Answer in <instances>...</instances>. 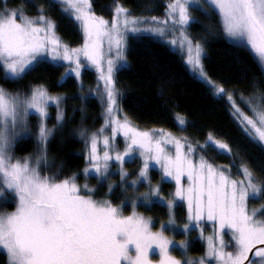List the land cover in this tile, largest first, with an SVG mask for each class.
<instances>
[{"label": "snow or ice", "instance_id": "1", "mask_svg": "<svg viewBox=\"0 0 264 264\" xmlns=\"http://www.w3.org/2000/svg\"><path fill=\"white\" fill-rule=\"evenodd\" d=\"M57 2L72 10V18L80 24L85 36L84 46L77 50L74 61L75 75L79 76L81 52L99 67L101 42L105 38L110 46L114 42L116 59L123 60L121 27L118 24L127 31L129 24L136 25L138 20H129L126 10L118 7L116 15L124 19L110 25L109 21L95 16L90 10L89 0ZM207 3L216 13L226 40L234 47L248 50L264 74V0H207ZM188 5L212 19L200 6L199 0H175L167 6L168 15L175 17L173 23L181 26L179 47L186 52L187 63L215 89L217 95L227 96L238 126L250 140L264 148V103L253 104L252 100H245L241 95V101L252 113L247 115L236 104L232 94L207 80L201 64L203 48L183 31L190 23H199L190 20ZM38 13L37 17L30 18L22 10L9 9L6 5L0 7V67L4 69L6 81L15 83L22 79L49 52L52 60H72L66 47L63 53L58 51L61 44L56 37L54 23L42 9H38ZM160 23L167 25L168 21ZM136 30L132 28V31ZM145 31L164 34L160 27ZM170 43L175 45L178 42L174 39ZM113 71L114 62L110 59L107 74L101 70L107 104L105 128H110L113 138L122 133L127 145L123 154L117 152L112 156L105 151L104 167L101 168L97 144L98 135L103 134L104 128L91 134L92 171L98 178H103L108 171V161L114 159L122 164L126 157L138 150L144 157L139 177L147 182L149 161L154 160L163 169L164 176L175 181L174 198L187 201L190 220H207L218 225L217 233L207 238L205 256L192 260L185 252V259L181 261L170 255L172 242L166 239L163 230L174 224L171 219L168 225H161L160 232H153L149 219L136 213L125 216L123 205L117 207L109 200L93 199L92 190L87 185L83 189L88 194H81V186L75 182L74 176L58 180L55 175L42 174V166L47 167V143L54 131L46 126V109L50 104L59 107L61 98L49 96L43 87L32 88L30 95L0 87V252L7 256L8 264H152L149 252L153 246L163 254L160 264H208L209 261L215 264H245V261L264 264V219H257L256 212L250 211L247 205L250 193L257 198L260 192L253 173L244 167V179H233L228 167L214 165L200 155L197 151L199 145L194 147L163 132L160 133L161 138L156 139L153 133L138 131L126 117L121 122L116 118L119 107ZM260 99L264 100V97ZM32 113L38 117L35 134L37 153L14 158L12 152L20 132H26L29 137L32 135L27 123V117ZM57 121L62 123V114L58 115ZM178 122L181 126L185 123L183 119ZM103 144L106 149L112 147L107 136ZM166 144L174 147V155L166 151ZM207 145L221 154H229L227 144L213 141L211 137ZM127 175L126 172L121 173L122 178ZM184 177H187V188L182 185ZM4 191L14 199L15 210L12 212L2 210L8 206ZM159 191L158 187L150 188L144 202L148 203L150 196L159 199ZM161 202L172 207L171 200ZM226 229L231 234L234 252L225 250L229 247L224 240ZM180 247L186 249L187 245Z\"/></svg>", "mask_w": 264, "mask_h": 264}, {"label": "trees", "instance_id": "2", "mask_svg": "<svg viewBox=\"0 0 264 264\" xmlns=\"http://www.w3.org/2000/svg\"><path fill=\"white\" fill-rule=\"evenodd\" d=\"M139 0H91L94 14L111 19L120 4L135 7ZM22 10L27 16L37 17L38 9L51 19L65 44L79 47L83 43V32L77 21L70 16L63 6L55 0H2L0 7ZM202 8L211 15L209 20L204 12L191 9L194 20L187 29L188 35L196 41L204 43L206 56L204 70L216 84L232 94L237 105L243 112H250L241 101L252 100L253 104L264 103V74L249 51L234 47L226 40L219 28L218 17L212 8L204 1ZM135 10H139L135 7ZM67 65L46 57L23 78L13 83L4 79V69L0 67V87L8 91L27 95L32 88L45 87L54 95H63L65 115L62 123L50 121L56 128V134L50 142V156L57 161L56 169L68 171L69 176L83 185L89 182L97 185L94 196L97 199L110 198L113 204L119 205L130 198L140 200L138 210L150 214L156 227L168 222L170 215L168 207L158 201H153L147 208L141 199V192L146 184L138 189L128 185L119 186L109 193L108 180L100 182L97 176L86 177L84 168L88 165L83 152V144L72 135L81 129H98L102 126V105L98 97L86 96L87 88L93 87L98 76L95 71L86 69L82 73L83 83L72 75L66 76ZM116 86L121 96V106L127 116L141 129L160 128L183 137L192 145H199L198 152L217 166H226L232 177H243L242 168L247 167L255 177V182L261 185V196L252 200V206L264 210V148L245 135L232 114L227 96L214 93L213 89L197 77L187 66L182 55L174 51L169 44L151 34L131 36L127 43V64L117 70ZM55 112V108H52ZM31 119H35L34 116ZM184 120V125L179 124ZM35 126V125H33ZM82 126V127H81ZM229 146L227 155L221 154L208 146L209 138ZM37 146L34 138L20 140L14 151L18 157H24L33 152ZM48 154V155H49ZM52 157V158H54ZM54 158V159H55ZM141 162L138 158L128 162L129 180L137 178ZM159 173L157 170H153ZM159 179V178H158ZM163 194L170 199L174 185L163 182ZM8 197V206L3 211L13 210L15 203ZM130 210V209H129ZM264 216V213H262ZM175 221L179 225L188 224L187 209L183 202L175 207ZM168 231V230H167ZM189 233V234H188ZM184 234V239H190L192 256L204 255L205 243L198 238V230L192 229ZM177 252V250H175ZM0 264H8L7 256L0 252Z\"/></svg>", "mask_w": 264, "mask_h": 264}, {"label": "rangeland", "instance_id": "3", "mask_svg": "<svg viewBox=\"0 0 264 264\" xmlns=\"http://www.w3.org/2000/svg\"><path fill=\"white\" fill-rule=\"evenodd\" d=\"M55 1H57V0H55ZM204 1H207V0H199L200 6H202ZM174 2H175V0H168V3L165 5V7H163V0H157V3H158L157 6H159V10L160 11H159V13L156 16L154 14H151V13L145 11V10L143 11L142 14H140V13L135 14L134 11H132L131 9H128L124 5L120 4L118 7L123 8V9L126 10V12L128 13V17L127 18L129 20H138L139 21V23L136 24V25L129 24L127 31H125L123 29L122 24H118V26L121 27L120 38L122 39L123 60L121 61V60H117L116 59V55H115L116 48H115L114 42L110 46L109 40L107 38H105L101 42V47H100L101 59H100L99 67L94 65L92 63V61L86 59L82 52L79 54V60H80V67L78 69L79 76L75 75V71L74 70H76V64H75L74 61L77 58V50L82 49L83 46H84V43H85L84 33H83L84 39H83L82 45L79 46V47L73 48V47H70V46H68L67 44H65L63 42V40L59 36V34H58L57 30H56V26H55V34H56V37L59 39L60 44H61V47L58 49V51L63 53L64 48L66 47L69 50V54L72 56V60H64V59L54 60L56 62L65 63L67 65V72H66L67 75L66 76L72 75V76L76 77L77 80L80 82V86H82V83H83L82 73H83L84 70L89 69V70L95 71V73L98 76L97 83L93 87L87 88L86 96L91 95V96L99 98V100L101 102V105H102L101 119H102V123L103 124L98 129H93L92 130V129H86L85 128V129H81V130H78V131H74L72 133L73 136L78 138V142L80 140L81 143L83 144V150L81 152H83L85 154L87 162H88V165L83 170V174L86 177L91 176V175L97 176V174L94 171H92V169L94 167V162L90 159V152H91L90 136H91V134L98 133L100 129L104 128L103 134L102 135H98V144H97V155L100 158V166H101V168L104 167L103 155H104L105 151H109V154L112 155V156H115L117 152L123 154V152L125 151L126 145H127V141H126V139H125V137L123 136L122 133H118L113 138L110 128H105V124H106L105 110H106L107 104H106V95H105L104 81L101 79V75H102L101 70L103 69V72L106 75L107 74V72H106L107 62L110 59L113 60V62H114L113 79H114L115 84H116V73H117V70L119 68H121L122 66L127 64V43H128L129 36H131L133 34H136V33L137 34L146 33V34H151V35H153L155 37H158L159 39L163 38V39H161V41L166 42L167 44H169L174 51L175 50L178 51L182 55L185 63L189 67V69L195 75H197L198 78H200L201 80H203L205 82V80L202 79L201 76L199 75L198 71L194 70L192 68V66H190L187 63V54H186L185 51L181 50L180 47H179V40L181 39V26L179 24H174L173 23V20L175 19V17H170L168 15L169 9L167 7L168 5H170V4L174 3ZM89 3H90V10L93 12L91 0H89ZM60 4L63 6L64 10L70 16L73 15L72 10L68 9V6L66 4H62V3H60ZM187 7H188V11H189L190 20H193L194 17L192 16L191 9L194 8V7H192L191 5H188ZM95 16L101 17V18L109 21L110 25L113 22H116L118 20L122 21L124 19L123 16L118 18L117 15H116V11L114 12V16L111 19L105 18V17L100 16V15H96V14H95ZM30 18H35V17H30ZM161 21H168V23H167V25H164V24L160 23ZM190 25H191V23L189 25H187L184 28V30H183L184 34L187 35L189 38H191V37L188 35L187 29H188V27ZM79 27L82 30V27L80 26V24H79ZM157 27H160V28L164 29V34L163 35H158L155 32L145 31L146 29H155ZM132 28H136L137 30L136 31H132ZM82 32H83V30H82ZM174 39L177 40V42H178L175 45L170 43ZM193 41L194 42H199L201 44L202 48H203V53H202V57H201V64L203 66V72L205 73V70H204V67H205L204 66V58L206 56V50H205L204 43H202L201 41H196V40H193ZM46 57L51 59V53L49 52L48 54H46ZM206 77H207V80H210L212 82V84L216 85L217 87H220L209 76L206 75ZM207 84L209 85V83H207ZM210 87L213 89V91L215 93V89L211 85H210ZM43 88L45 89V87H43ZM116 89H117V92H118L117 104H118V107H119V110L117 112V117H116L117 119H119L121 122H124V119L126 117L127 120L131 123V125L134 126L138 131L153 133L155 135L156 139H160L161 138L160 133L163 132L166 135L170 134L171 136L175 137L176 139L181 140L182 142L185 141L183 139V137H181L179 135H176V134H174L172 132H169L167 130H164V129H160V128L141 129V128H139L127 116V114L123 111L122 106H121V96H120V93L118 91L117 86H116ZM30 93H28L27 95H30ZM48 94L51 97H60L61 98V102H60L59 107H57L55 104H50L47 107V109H46L47 113H48V118L46 120V126H47V128L52 129L54 131H53L52 135L50 136V138L48 140V143H47V156H48L47 167L42 166L41 171H42V174H44V175H49V176L55 175L58 180H62V179H65V178H70L69 170L66 171L63 168L62 172L57 171V169H56V165H57L56 158L53 155L50 156V154H49L50 153V142H51L52 138L56 134V128L53 126V123H50V121H52V120H56L57 121V117L60 114L63 115V119H64L65 109H64L63 103H64L65 96H63V95H54V94H50L49 92H48ZM254 104H257V103L255 102ZM52 108H55V112H53ZM244 113L247 114V115H252L251 112H244ZM32 116H34L35 119H31ZM27 123H28V126H29L28 131L32 135L29 137L26 132L21 131L20 135L17 137V139L15 141V147H16L17 143L20 142V140L27 139V138H34L35 139V134H36V131H37L36 125L38 123L37 115L35 113L30 114L27 117ZM33 125H35V126H33ZM82 132H84L85 134L81 135ZM105 136H107L109 138L110 143L112 145V147L110 149H106L104 144H103V139H104ZM219 143H222V142H219ZM193 146L195 147V145H193ZM15 147H14V149H15ZM165 148H166V151L170 155H174L175 154V149H174V147L172 145H167L166 144ZM228 149L230 150L229 146H228ZM185 150H187V149H185ZM197 151H198V148H197ZM36 153H37V146L35 147L33 152H31L29 154H26V156L24 155V157L34 156V155H36ZM12 155H13L14 158H23L21 156L18 157L16 154H14V151L12 152ZM52 157H54L55 159L52 158ZM136 158H138L139 161L141 162V167H140V170H139V173H140V171L143 169L144 157H141L139 155V151L137 150V151H134L130 157H126L124 163H122V164L117 162V161H115L114 159L108 161L107 174H106L105 177L100 178V182H102L104 180H108L109 181V183H110L109 189L111 188V191L109 190V193L112 192L114 189H116L119 186L120 183L122 184L123 188H124V186H127V184H128V185L133 186L135 189H138L141 186V184L144 183V184H146L145 185L146 189H144L141 192L142 201H144V197L146 195H149L150 188H157L158 187L159 190H160L159 191V197L160 198L158 199L155 196H150L149 197V202L148 203L143 202V204L146 205L147 208H151L153 201H158L160 203H162L161 202L162 200L163 201H169V200L172 201V207L171 208L168 207V212H169V215H170V219L172 221H174V224L163 230V235L166 237L167 240L172 242V244L169 245V253H170V255H172L173 257H175L176 259H179L181 261H183L185 259V255H184L185 252L187 253V258L192 259V260H198V259L204 257L205 254L204 255H200V256H192L189 253L190 251H192L191 250V242H190L189 238H187L186 240H183L184 239V234L188 233L192 229H197L198 230V238L205 243L206 251H207V238L210 237V236H213L215 233H217L218 225L214 224L211 221H207V220H203V221H199V222H197L195 220H190V218H189L190 214H189L187 201L186 200H180L179 198H174V193L176 191V183H175V181L172 178L165 177L164 173H163V169L154 160H150L149 161L147 182L142 181L140 179L139 173H138L137 178H135L133 180H129V172H130V170L128 168V162L129 161L131 162L132 160H134ZM153 170H157L159 173H156ZM122 172H126L128 175L126 177L122 178V176H121ZM232 178L236 179L234 177H232ZM239 178L240 179H237V180L244 179V176L243 177H239ZM132 181H137V183L133 184ZM75 182L79 186H81V189H82L81 194H85V195L88 194L83 189V186L87 185L88 188L92 190L91 195H92L93 199L98 200V201L99 200H109V201H111L110 198L97 199L94 196V194H96V192L98 191L97 190V188H98L97 185H92L89 182H85L83 185H81V184H79L76 181V179H75ZM163 182H171L174 185L173 193H172V196H171L170 199H167L164 196V194H163V192H164V190H162L163 189V187H162V183ZM182 185L185 188L188 187L187 177L182 178ZM257 188L260 189L258 197L257 198H253L252 194L250 193L249 199L247 201V205H248V208H249L250 211H255L256 212L257 219H264V216H263V214L261 212V210H263V208L262 207H258V206H252V204H251L252 200L258 199L261 196L262 187L258 183H257ZM4 195H9L10 198H13L9 194L8 191H4ZM140 202H141L140 200L127 198V199L123 200L119 205H115L111 201V203L114 206L119 207V206L123 205V215H125V216H129V215H132L133 213H136V214H138V215H140L142 217H145L146 219H149L152 222V231L153 232H160L162 230L161 229V225H168L169 224V221H168V222L160 224L159 227H156V222L150 216V214H144V213H141L138 210V205H139ZM179 202H183L185 204V206H186V209H187L188 224L182 225V226H181V224L178 225L176 223V221H175V207H176V204L179 203ZM14 210H15V208L13 210H8L7 212H12ZM224 240L229 244V247L226 248L225 250L226 251H230V252H234L235 249L231 246V244H232L231 234H230V232L227 229L225 230V233H224ZM181 245H187V248L186 249H182L180 247ZM175 250H177V252H175ZM149 258L151 259L152 264H160V260L163 258V254L159 252L158 248L153 246V249L149 252ZM208 264H215V262L209 261Z\"/></svg>", "mask_w": 264, "mask_h": 264}, {"label": "flooded vegetation", "instance_id": "4", "mask_svg": "<svg viewBox=\"0 0 264 264\" xmlns=\"http://www.w3.org/2000/svg\"><path fill=\"white\" fill-rule=\"evenodd\" d=\"M168 3V0H163V7H165V5ZM157 0H139L138 3L134 4L135 7L137 6L139 10H135V7H132V6H126L125 4H122L124 5L126 8L128 9H131L132 11H134L135 14L137 13H140L142 14L143 11H147L151 14H154L155 16L159 13V6H157ZM202 7V6H201ZM166 10V9H165ZM140 11V12H139ZM194 20V18H193ZM143 35V34H146V33H140V34H133L131 36H136V35ZM129 36V37H131ZM163 39V38H161Z\"/></svg>", "mask_w": 264, "mask_h": 264}, {"label": "water", "instance_id": "5", "mask_svg": "<svg viewBox=\"0 0 264 264\" xmlns=\"http://www.w3.org/2000/svg\"><path fill=\"white\" fill-rule=\"evenodd\" d=\"M257 247H261V245H257ZM253 251H255V249H253ZM250 259L252 258L251 254H250ZM245 264H248V261H245Z\"/></svg>", "mask_w": 264, "mask_h": 264}]
</instances>
